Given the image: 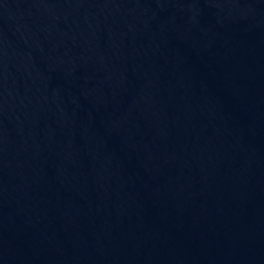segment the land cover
I'll return each instance as SVG.
<instances>
[{
  "label": "water",
  "instance_id": "1",
  "mask_svg": "<svg viewBox=\"0 0 264 264\" xmlns=\"http://www.w3.org/2000/svg\"><path fill=\"white\" fill-rule=\"evenodd\" d=\"M0 264H264V0H0Z\"/></svg>",
  "mask_w": 264,
  "mask_h": 264
}]
</instances>
